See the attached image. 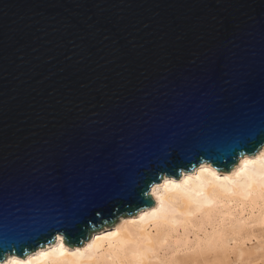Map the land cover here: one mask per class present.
Segmentation results:
<instances>
[{
	"label": "water",
	"instance_id": "95a60500",
	"mask_svg": "<svg viewBox=\"0 0 264 264\" xmlns=\"http://www.w3.org/2000/svg\"><path fill=\"white\" fill-rule=\"evenodd\" d=\"M262 144L264 0H0V261Z\"/></svg>",
	"mask_w": 264,
	"mask_h": 264
},
{
	"label": "clouds",
	"instance_id": "9594fccd",
	"mask_svg": "<svg viewBox=\"0 0 264 264\" xmlns=\"http://www.w3.org/2000/svg\"><path fill=\"white\" fill-rule=\"evenodd\" d=\"M254 151L258 154L230 160L228 166L198 160L195 172L178 170L151 189L149 200L155 197L158 207L150 204L139 220L95 235L86 247L69 253L61 242L26 259L13 256L6 264H264V144ZM233 165L239 166L232 170ZM158 214L149 257L135 251L120 255L130 243L120 238L126 226Z\"/></svg>",
	"mask_w": 264,
	"mask_h": 264
},
{
	"label": "bare ground",
	"instance_id": "6f19581e",
	"mask_svg": "<svg viewBox=\"0 0 264 264\" xmlns=\"http://www.w3.org/2000/svg\"><path fill=\"white\" fill-rule=\"evenodd\" d=\"M258 154V152H255L253 155ZM248 154H243L242 156L239 157L240 160H243L245 157H247ZM205 163H207V161H203ZM239 165H234L232 167V170H235ZM196 167L194 169H192V172L196 171ZM184 170H182L183 172ZM221 174H226L223 173V171L221 172ZM171 178L172 176H168V175H164L162 180L159 182L154 183L151 186V189L153 187H155V185L157 183L162 182L165 178ZM151 189H150V193H151ZM153 199L155 200V197H153ZM158 203H153V205L151 207H158ZM149 211V206L141 208L140 210H138L134 215H130V216H120L118 218V220L112 225V226H105L103 225V228L97 230V231H93L91 233V237L87 240H85L81 245L77 246V245H72L71 247L67 246L63 241H61L59 238L63 236L62 233H58L55 240L41 248H38L36 250H33L29 253H27L25 255L24 258L15 255V254H11V253H7L6 257L0 261V264H6V261H8L9 259H11L13 256H15L17 259H26L29 255H35L37 252L39 251H46V250H50L51 248L56 247L59 243L63 242L65 244V248L68 250L69 253L75 251L76 248H83L87 246V242L90 241L91 238H93L95 235H105L107 234V232L109 231H115L117 230V228H119V226L121 224H123V222L125 220H139V217L141 214H143L144 212ZM159 220H160V215L158 214L156 217H152V218H148L145 219L144 221H141L140 223L136 224V225H128L127 227V231H122L120 233V238L121 239H126L128 240L130 243H128L127 245H125V249L122 253H120V255H126L128 257L132 256L133 251L139 253L144 259H147L149 257L150 253V249L152 247L151 245V241L153 239L152 233L157 232L158 231V224H159ZM65 259L70 260L71 256L66 257Z\"/></svg>",
	"mask_w": 264,
	"mask_h": 264
},
{
	"label": "snow or ice",
	"instance_id": "6c2138e0",
	"mask_svg": "<svg viewBox=\"0 0 264 264\" xmlns=\"http://www.w3.org/2000/svg\"><path fill=\"white\" fill-rule=\"evenodd\" d=\"M143 219V218H142Z\"/></svg>",
	"mask_w": 264,
	"mask_h": 264
}]
</instances>
